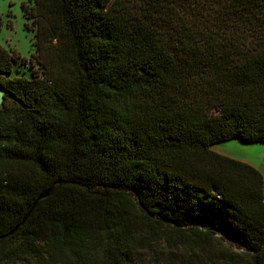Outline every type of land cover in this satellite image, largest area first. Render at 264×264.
<instances>
[{"label": "trees", "instance_id": "16d2710c", "mask_svg": "<svg viewBox=\"0 0 264 264\" xmlns=\"http://www.w3.org/2000/svg\"><path fill=\"white\" fill-rule=\"evenodd\" d=\"M22 10L29 76L0 44V264H264L263 174L212 148L264 142V0Z\"/></svg>", "mask_w": 264, "mask_h": 264}, {"label": "rangeland", "instance_id": "374dc122", "mask_svg": "<svg viewBox=\"0 0 264 264\" xmlns=\"http://www.w3.org/2000/svg\"><path fill=\"white\" fill-rule=\"evenodd\" d=\"M24 1L28 0H0V44L18 52L27 59L26 62H19L14 67L13 75L19 76L30 75L28 59L35 50L36 27L32 26V20L28 19L22 11ZM214 147L230 155L243 157L246 154L244 148L251 146H243L236 140H229Z\"/></svg>", "mask_w": 264, "mask_h": 264}, {"label": "crops", "instance_id": "0c3cea01", "mask_svg": "<svg viewBox=\"0 0 264 264\" xmlns=\"http://www.w3.org/2000/svg\"><path fill=\"white\" fill-rule=\"evenodd\" d=\"M230 140H236L237 142H239V144H241L243 146L244 145H250L251 147L250 148L249 147H245V148L243 147L244 150L246 151V154L243 157L230 155L227 152H224V151L219 150V149H215L214 146L221 143V142L213 144L212 148L220 154H223V155H226V156H229V157H232V158H235V159H238V160H241V161H244L246 163L253 165L254 167H256L257 169H259L262 172L263 177H264V142H243L239 138H233ZM226 141H229V140H226ZM223 142H225V141H223Z\"/></svg>", "mask_w": 264, "mask_h": 264}, {"label": "water", "instance_id": "95a60500", "mask_svg": "<svg viewBox=\"0 0 264 264\" xmlns=\"http://www.w3.org/2000/svg\"><path fill=\"white\" fill-rule=\"evenodd\" d=\"M4 93H5V90L3 88L0 89V105H2L3 103V100H4ZM52 191V188L48 189L47 191L41 193L37 199L35 200V202L33 203L31 209L28 211V213L25 215V217L23 218V220L19 223V225H17L8 235H12L14 234V232L16 230H18V228L23 225L27 219L30 217L31 213L33 212L34 208L36 207V205L38 204V202L46 197H48L50 195ZM262 247H260L258 250H261Z\"/></svg>", "mask_w": 264, "mask_h": 264}]
</instances>
